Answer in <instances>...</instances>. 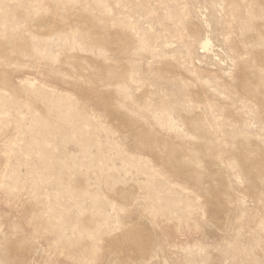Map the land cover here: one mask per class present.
I'll return each mask as SVG.
<instances>
[{
    "label": "rangeland",
    "instance_id": "374dc122",
    "mask_svg": "<svg viewBox=\"0 0 264 264\" xmlns=\"http://www.w3.org/2000/svg\"><path fill=\"white\" fill-rule=\"evenodd\" d=\"M0 264H264V0H0Z\"/></svg>",
    "mask_w": 264,
    "mask_h": 264
},
{
    "label": "bare ground",
    "instance_id": "6f19581e",
    "mask_svg": "<svg viewBox=\"0 0 264 264\" xmlns=\"http://www.w3.org/2000/svg\"><path fill=\"white\" fill-rule=\"evenodd\" d=\"M206 44H207V43L205 42V43L203 44V46H202V47H205V46H206Z\"/></svg>",
    "mask_w": 264,
    "mask_h": 264
}]
</instances>
